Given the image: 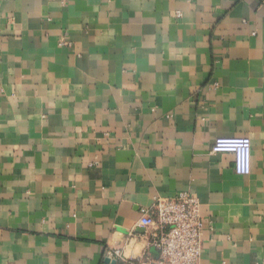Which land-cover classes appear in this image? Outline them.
<instances>
[{"label": "crops", "instance_id": "0c3cea01", "mask_svg": "<svg viewBox=\"0 0 264 264\" xmlns=\"http://www.w3.org/2000/svg\"><path fill=\"white\" fill-rule=\"evenodd\" d=\"M181 191L199 264H264V0H0V264L156 256L139 210Z\"/></svg>", "mask_w": 264, "mask_h": 264}, {"label": "built area", "instance_id": "2783aa9c", "mask_svg": "<svg viewBox=\"0 0 264 264\" xmlns=\"http://www.w3.org/2000/svg\"><path fill=\"white\" fill-rule=\"evenodd\" d=\"M60 45H68L63 37ZM210 152L233 154V170L247 175L251 170V141L246 136L217 137ZM199 200L187 191L170 198L156 197L150 208H140L139 224L150 227L147 245L156 250L149 254L126 256L119 248L106 250V257L122 264H199L202 249L203 222Z\"/></svg>", "mask_w": 264, "mask_h": 264}, {"label": "water", "instance_id": "95a60500", "mask_svg": "<svg viewBox=\"0 0 264 264\" xmlns=\"http://www.w3.org/2000/svg\"><path fill=\"white\" fill-rule=\"evenodd\" d=\"M106 261H109V260L106 259ZM111 262L114 263V261H111Z\"/></svg>", "mask_w": 264, "mask_h": 264}]
</instances>
